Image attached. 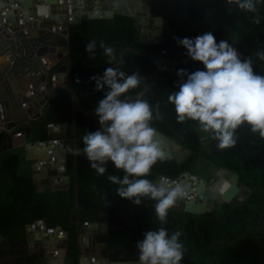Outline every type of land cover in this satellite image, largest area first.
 <instances>
[{
  "label": "trees",
  "instance_id": "16d2710c",
  "mask_svg": "<svg viewBox=\"0 0 264 264\" xmlns=\"http://www.w3.org/2000/svg\"><path fill=\"white\" fill-rule=\"evenodd\" d=\"M144 1L150 18L162 19L160 39L156 43L141 42L134 19L121 14L110 19L81 20L67 26V86L53 89L41 117L30 122L27 139V142H43L48 138V125L65 126L63 176L68 182L66 189L51 191L48 188L36 192L30 178V162L24 160L22 148L4 150L0 141V254L10 253V264H43L37 254L16 250L24 241L25 227L35 221L43 222L46 229L59 227L65 233L62 264H78V236L87 222L105 224V232L97 234L95 242L99 254L110 262L137 261L136 243L144 238L143 234L164 227L170 234L177 230L182 232L180 240L185 253L181 264H264V138L242 124L235 131V145L214 155L208 143L215 140L196 122L178 123L168 96L178 90L177 71L183 69L190 73V65L168 66L124 53L115 67L127 75L138 74L145 81L147 89L140 97L154 110L151 126L189 151V156L180 164L171 160L157 161L146 178L152 182L158 176L174 180L179 174L188 173L211 184L215 173L222 169L236 174L240 185L248 191L242 201L214 204L212 210L203 215L170 208L167 222L161 225L155 215V201L145 199L137 206L116 195L119 185L111 183L108 175L123 178L122 171L109 163L108 171L98 175L82 151L79 154L74 151L82 150L85 132L100 128L95 112L84 113L91 112L97 100L104 97L103 92L95 90L90 78L102 76L124 48L180 62L190 59L175 38H195L211 31L217 43L227 39L242 57H251L254 71L264 75V60L256 56L258 51L264 52V0H257L259 24L254 22L256 13L241 11L227 0ZM91 40L97 45L95 59H90L85 50ZM101 43L114 49L115 59L111 63L99 47ZM193 64L196 71L203 70L202 64ZM143 87L141 82L127 95H138ZM73 96L80 111L72 112ZM157 104L160 119L155 118Z\"/></svg>",
  "mask_w": 264,
  "mask_h": 264
},
{
  "label": "clouds",
  "instance_id": "9594fccd",
  "mask_svg": "<svg viewBox=\"0 0 264 264\" xmlns=\"http://www.w3.org/2000/svg\"><path fill=\"white\" fill-rule=\"evenodd\" d=\"M227 2L241 11L256 13L254 22L259 24L257 0ZM175 39L191 61L203 65V70L191 73L177 71L178 90L168 96L177 122H196L204 133L218 141L221 149L235 145V131L242 124L264 138V75L254 71L252 58L242 57L227 39L217 43L211 31L195 38ZM99 47L111 63L115 59L114 49L103 43ZM96 48L95 40L85 45L90 59H95ZM256 56L264 60V52L258 51ZM90 79L95 90L104 93L95 109L100 128L85 132L82 150L74 151H82L98 175L108 171L109 163L122 171L123 178L108 175L111 183L119 185L116 195L137 206L145 199L155 201V215L161 225L165 224L169 209L178 199L185 198L187 191L179 183L173 187L166 180L154 183L146 178L156 162L165 160L168 154L155 140L156 130L150 124L154 119L152 106L140 96L127 95L141 84L139 75L108 67L102 76ZM155 118H161L159 104ZM181 235L180 230L170 234L164 227L146 231L136 243L137 264H181L185 253Z\"/></svg>",
  "mask_w": 264,
  "mask_h": 264
},
{
  "label": "water",
  "instance_id": "95a60500",
  "mask_svg": "<svg viewBox=\"0 0 264 264\" xmlns=\"http://www.w3.org/2000/svg\"><path fill=\"white\" fill-rule=\"evenodd\" d=\"M55 6L58 10L48 11ZM119 14L134 19L141 42L159 41L162 19L158 16L150 18L144 0H0V59L2 60L0 61V141L4 150L22 148L24 160L30 162L32 183L46 179L49 170L60 172L64 170V138L57 140L51 137L53 133L64 136V125H48V138L43 142L26 140L30 134V122L40 117L41 108L48 96L52 95L53 89L67 86V26L86 19H110L113 15ZM124 53H131L168 66L188 64L191 72L196 71L195 65L190 60L169 62L131 48L122 49L116 62L110 67L118 66ZM53 71L63 74L62 81L51 83L50 76ZM48 81L51 82L48 84ZM141 82L144 86L143 91L131 98L141 96L146 91L145 81L141 79ZM26 85L27 90L21 93ZM37 88L48 91V95H44L39 102L35 100L36 97H32ZM25 94H30L31 97L25 99ZM103 98L97 100L91 112H82L93 114ZM31 106L38 108V111L31 114L29 109ZM74 109L79 110L75 96L72 97V112ZM155 140L168 154L163 161L171 160L175 164H180L189 156L188 150L157 131ZM71 142L74 147V134ZM208 148L214 155L221 152L218 141L209 142ZM162 180H166L173 187L179 183L186 189L187 196L178 199L172 209L191 215L209 213L214 204L240 202L248 194L238 182L236 174L222 169L217 171L216 179L211 184L188 173H181L174 180L158 176L154 183ZM50 182V190H58L61 187L66 189L68 186L64 177L62 180L56 178ZM222 185L224 187L221 189ZM34 226L43 228L35 231ZM25 229L29 230L28 232L34 231L27 237L30 247L35 249L41 247L44 256L50 260L49 264H62L66 235L59 227L46 229L43 222L35 221ZM105 230L104 223L83 224V232L78 236L80 249L78 264H137V261L110 262L96 249L90 251L87 248L88 236L94 232L104 233Z\"/></svg>",
  "mask_w": 264,
  "mask_h": 264
},
{
  "label": "flooded vegetation",
  "instance_id": "af4514ba",
  "mask_svg": "<svg viewBox=\"0 0 264 264\" xmlns=\"http://www.w3.org/2000/svg\"><path fill=\"white\" fill-rule=\"evenodd\" d=\"M61 137L64 138V136L61 135L59 137V139H61ZM216 176H217V172L215 173V177ZM62 177L66 178L65 176H63V172L55 171V170H49V171H47V178L46 179H41L38 182L33 183L36 186V192H38V193L44 192L45 189H48L49 188V185L51 183L50 180H54L56 178L59 179V180L60 179L62 180ZM195 177H197V176H195ZM61 189H65V188L61 187ZM58 190H60V189H58ZM51 191H54V190H51ZM34 230L35 231H40L41 229L38 228V227H36V226H34ZM28 231L29 230L24 229V241L20 245H18L16 247V249H19L21 251V253H23V254L24 253L30 254V255L37 254L39 257H41V259H43V262H42L43 264L50 263V261L48 262V258H46L44 256V250L41 247H39L37 249H35L33 247H30V245L28 243V238L27 237L29 235H32L34 233V231H32V230H31L32 232L31 231L28 232ZM100 233L101 232H94V233H92L91 235L88 236V239H87V248L90 251L96 249L97 252L99 253L98 244L95 242V236L97 234H100ZM79 253H80V249H79Z\"/></svg>",
  "mask_w": 264,
  "mask_h": 264
},
{
  "label": "crops",
  "instance_id": "0c3cea01",
  "mask_svg": "<svg viewBox=\"0 0 264 264\" xmlns=\"http://www.w3.org/2000/svg\"><path fill=\"white\" fill-rule=\"evenodd\" d=\"M53 10H58V7H56L55 6V8L54 7H52V8H49L48 9V11L49 12H52ZM47 57V56H46ZM0 61H2L1 59H0ZM52 65V64H51ZM56 66L54 65L53 66V68H55ZM62 73L61 72H57V71H53L52 73H51V76H50V78H51V83L53 84V82L54 83H58V82H60V81H62ZM66 80H67V78H66ZM49 81H48V84L50 83ZM27 88V85L24 87V90L21 92V93H25V91L27 90L26 89ZM48 93V91H46V90H43L42 88H37L36 90H34V93H33V95H32V97H36L35 98V100L37 101V102H39V101H41L42 100V97L44 96V95H46ZM48 95V94H47ZM21 97H23V96H21ZM24 97H25V99H28V98H30L31 96H30V94H25L24 95ZM49 97V96H48ZM47 100H48V98H47ZM47 100H46V102H47ZM46 102H45V104H46ZM44 104V105H45ZM44 105H43V107H44ZM42 107V108H43ZM42 108H41V111H42ZM30 110H31V114H34V113H36L37 111H38V108H35L34 106H31L30 108H29ZM41 111H40V117H41ZM39 117V118H40ZM38 118V119H39ZM61 136V134H59V133H53L52 135H51V137L52 138H55V139H59V137ZM57 137V138H56ZM62 138V137H61ZM26 141H28V140H26Z\"/></svg>",
  "mask_w": 264,
  "mask_h": 264
},
{
  "label": "rangeland",
  "instance_id": "374dc122",
  "mask_svg": "<svg viewBox=\"0 0 264 264\" xmlns=\"http://www.w3.org/2000/svg\"><path fill=\"white\" fill-rule=\"evenodd\" d=\"M243 196V195H241ZM43 227H40V229L42 230ZM47 235V234H46ZM81 235V234H80ZM17 252H21L19 249H16ZM64 252L62 253V256H63ZM80 256V255H79ZM87 257H89V255H87ZM11 254L10 253H6V252H3L2 254H0V264H10L11 262ZM79 259V258H78ZM50 261V260H49ZM49 264V263H48Z\"/></svg>",
  "mask_w": 264,
  "mask_h": 264
},
{
  "label": "bare ground",
  "instance_id": "6f19581e",
  "mask_svg": "<svg viewBox=\"0 0 264 264\" xmlns=\"http://www.w3.org/2000/svg\"><path fill=\"white\" fill-rule=\"evenodd\" d=\"M224 186L222 185L221 189L223 188ZM240 195V194H239Z\"/></svg>",
  "mask_w": 264,
  "mask_h": 264
}]
</instances>
